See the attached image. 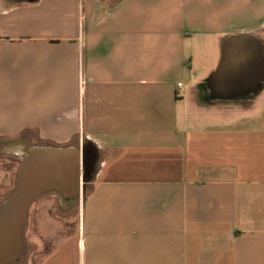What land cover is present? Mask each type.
I'll return each instance as SVG.
<instances>
[{
	"label": "crops",
	"instance_id": "obj_1",
	"mask_svg": "<svg viewBox=\"0 0 264 264\" xmlns=\"http://www.w3.org/2000/svg\"><path fill=\"white\" fill-rule=\"evenodd\" d=\"M244 34L264 49V0H0L13 187L31 148L95 156L83 196L32 204L53 239L37 264H264V82L234 100L207 87Z\"/></svg>",
	"mask_w": 264,
	"mask_h": 264
},
{
	"label": "water",
	"instance_id": "obj_2",
	"mask_svg": "<svg viewBox=\"0 0 264 264\" xmlns=\"http://www.w3.org/2000/svg\"><path fill=\"white\" fill-rule=\"evenodd\" d=\"M264 82V49L250 35L234 36L223 46L221 62L207 80L210 99L234 100L257 94ZM85 146L31 148L18 169L14 192L0 203V264H15L23 247L29 210L41 195L69 189L77 197L88 180L94 152ZM84 189V187H83Z\"/></svg>",
	"mask_w": 264,
	"mask_h": 264
},
{
	"label": "rangeland",
	"instance_id": "obj_3",
	"mask_svg": "<svg viewBox=\"0 0 264 264\" xmlns=\"http://www.w3.org/2000/svg\"><path fill=\"white\" fill-rule=\"evenodd\" d=\"M1 144V143H0ZM2 145H0V198L9 197L14 192V185L10 180L14 179V170L17 169V160H13L12 157L4 155L2 150ZM9 172L12 173L10 177ZM83 186L81 185V190L79 195L83 196ZM50 193V194H48ZM46 193L44 196L52 195L51 192ZM9 194V195H8ZM78 195V196H79ZM33 208V207H32ZM44 213L51 214L53 216L66 215L64 209L61 206L53 205L52 207L47 206L44 208ZM37 211H35L36 213ZM67 212V210H66ZM70 212V210H69ZM72 212V211H71ZM75 212V209H74ZM73 213V212H72ZM71 213V214H72ZM34 214V213H33ZM31 215L32 218L28 220L27 225L23 231V249L20 253L19 261L15 264L25 263L26 260H31L32 264H37L42 256L52 247L53 239H44L41 238L38 234L36 227V221L34 215ZM75 221L61 222L60 225L56 224L57 234L62 236L67 232L71 231L75 227ZM54 223L52 221L47 222V228L49 230L54 229Z\"/></svg>",
	"mask_w": 264,
	"mask_h": 264
}]
</instances>
